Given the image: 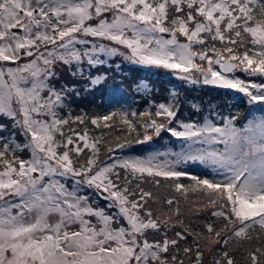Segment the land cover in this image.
I'll return each mask as SVG.
<instances>
[{
	"label": "snow or ice",
	"instance_id": "snow-or-ice-1",
	"mask_svg": "<svg viewBox=\"0 0 264 264\" xmlns=\"http://www.w3.org/2000/svg\"><path fill=\"white\" fill-rule=\"evenodd\" d=\"M165 33L171 38L164 39ZM179 36L187 42L181 43ZM82 37L123 45L131 50L126 57L130 62L171 70L192 84L242 93L248 104L261 106L254 112H264V83L234 75L264 77V0H0V61L15 65L0 66V118L10 119L27 141L21 145L0 137V264H237L235 253L242 248L244 264H264V247H248L254 233H264V115L253 116L242 127L236 124L237 115L220 117L222 126L206 120L202 125L180 123L182 130H176L167 125L177 111L161 103L154 115L165 117L167 124L150 119L143 125V139L136 142L144 144L168 131L189 142L176 161L124 159L93 173L102 138L90 141L85 130L57 140L64 136L62 126L69 124L58 115L67 106L66 89L57 90L51 81L57 62L71 67L86 58L96 66L104 63L97 53L124 54L102 44L81 51L76 45L88 44ZM209 40L223 47L208 45ZM195 45L208 46L195 50ZM25 57L32 59L21 64ZM91 82L98 84L100 78ZM114 116L91 123L99 126L102 120L105 128L111 127L108 121ZM120 122L135 131L125 115ZM5 127L0 124V131ZM22 148L30 151V159L16 155ZM84 149L92 155L76 167L70 154L79 156ZM189 161L210 169L211 178L177 170ZM117 167L125 170L127 183L138 181L139 191L116 183ZM183 176L194 183H179ZM145 177L157 187V177L175 180L174 191L186 204L189 191L201 192L204 202H193L183 214L173 198L164 201L167 208L146 207L150 200L159 201L140 187ZM86 189L106 193V207L116 214L94 207L81 194ZM209 208L216 221L193 229L192 217Z\"/></svg>",
	"mask_w": 264,
	"mask_h": 264
},
{
	"label": "trees",
	"instance_id": "trees-1",
	"mask_svg": "<svg viewBox=\"0 0 264 264\" xmlns=\"http://www.w3.org/2000/svg\"><path fill=\"white\" fill-rule=\"evenodd\" d=\"M215 43L216 47H223L219 41H208V45ZM208 45H195V50H200ZM252 47V45H248ZM239 52H243L244 48L238 47ZM211 55V53H209ZM120 58H115V63H119ZM113 65L111 69L105 65V70L108 73L106 82L96 91L88 90L83 92L78 86L74 89H66V107L58 109V115L60 117L69 119V124L63 125L64 136H57V140H64L68 136L75 133L83 134L87 130L90 141L100 137L101 142L97 145L99 153L96 157V167H101L105 164H109L110 158L115 156L134 154V155H146L147 153L156 149H180L182 144L186 146L187 142L183 140H176L169 137L165 131H162L159 136H153L152 141L144 144L137 143V140L143 139L144 127L146 122L150 119H156L157 122L160 117H156L154 114L158 111V105L162 102H170L174 109L177 111L176 119L173 122L176 124L178 120H188L194 122H200L203 120L214 118L217 123L222 121L220 117L239 116L236 124L240 123L244 118H247L255 106L247 103V98L239 93H236L229 89H221L213 87L211 85H204L202 82L198 84H192L186 80H181L177 76L161 72L159 69H147L140 66L127 65L123 66ZM214 67H218L215 65ZM56 81L59 85L58 88H62L65 82H69V88L71 86V80L74 78L72 71L68 68L57 66ZM238 73V71H237ZM239 74V73H238ZM87 76L85 77L86 81ZM260 80H263L260 78ZM76 81V79H74ZM149 83L151 89H144L143 86L138 87V83ZM264 81V80H263ZM66 84V83H65ZM67 85V84H66ZM64 88V87H63ZM86 99V100H85ZM117 105L118 111H113V107ZM145 107H149V110H145ZM256 108V107H255ZM116 113L108 123L111 127L105 128L103 121L99 126L91 123L92 119L104 117L107 111ZM150 112L153 115L151 117L143 116V113ZM135 113V115H133ZM219 113V116H217ZM123 114L132 123L135 131H129L128 126L120 122V115ZM77 117H82L84 122L79 123L76 120ZM149 134H152V130L149 129ZM76 142L83 146V142L79 141L77 137H73ZM124 144V147H118L117 144ZM71 147V146H70ZM112 148L109 152L108 149ZM62 152L64 149H58ZM24 155L23 151L16 152V154ZM74 163L81 162L84 157L86 160L92 155L90 149H84V151L77 156L74 152L70 154ZM79 164V163H78ZM77 164V165H78ZM116 172L120 173V179L116 180L117 184L122 187H128L130 190H134L137 180L132 179L131 183H127L124 179L126 173L124 169L117 167ZM190 175H193L191 173ZM153 178L145 177V181L148 184L152 183ZM160 181L162 188L160 199H162L163 207L168 206L164 203L167 198H173L179 200L180 204L184 201V197L174 191L173 185L177 182L169 179L165 180L162 177L155 178ZM190 181V182H189ZM184 185H190L194 182L188 179V176L181 177L178 181ZM146 183V184H147ZM142 185V184H141ZM140 185V186H141ZM155 187H157L155 185ZM201 192H188L189 198L202 197ZM211 208L202 210L199 216L192 217L191 226L195 230H200L203 227L202 222L216 221L215 217L210 216ZM189 222L188 218H185V222ZM254 239L251 245L248 247L262 246L264 247V233H254ZM259 235L260 239H255V236ZM245 249H241L236 252L237 264H244L243 257L245 256Z\"/></svg>",
	"mask_w": 264,
	"mask_h": 264
},
{
	"label": "rangeland",
	"instance_id": "rangeland-1",
	"mask_svg": "<svg viewBox=\"0 0 264 264\" xmlns=\"http://www.w3.org/2000/svg\"><path fill=\"white\" fill-rule=\"evenodd\" d=\"M108 19L111 20V16L110 15L108 16ZM92 23L94 25V22H92ZM128 35L131 36V33H128ZM163 37H164V39H170L171 38L170 35L167 34V33L163 34ZM82 38L86 39L88 41V44L76 45V47L79 50H81V51H84V50H89L90 51L94 45H101L102 44V45H105V46L110 47V48L111 47H115L120 52H122L124 55L107 56V55H104L102 53H97V58L103 60L104 63L100 64V65H96V66H89L87 64V62H86V58H85L84 63H82L81 65H76L74 63L71 67L63 65L62 62H57L56 67L57 66L64 67V68H68L69 67V71L71 70L72 74L74 76V78L70 82V83H73V84H71L70 88H69V82H65L67 85L65 83L63 84V87L67 88L68 90L69 89H74L75 86H78L80 88V90L83 91V92H86L88 90L96 91L97 88L101 87L107 80L108 73L105 70V65H107V67H109L108 68V72H109V69H111L113 67V65L116 66V65H119V64L122 63L121 66H123V64L124 65L127 64V65H134V66L144 67V68H147V69H150V70L151 69H153V70L154 69H159L161 72H165L167 74H170V75H173V76H177L171 70H167V69H163V68H154V67H149V66H146V65L135 64V63L130 62L128 59H126V57L131 55V50L127 49L123 45H117V44H115V42L104 40L102 38H93V37H82ZM178 38H179V41L181 43H186L187 42L186 38L183 37V36H179ZM41 50H43V49H41ZM116 57L120 58L119 63H117V64L115 63V58ZM31 59H32L31 57H25L24 59H22L20 61V63L23 64V63H25V62H27V61H29ZM197 62L206 64V62H200L198 60H197ZM0 66L15 67V65H13V64H11L9 62H2V61H0ZM238 73H235L234 75H236L238 78L245 79L247 82L264 83V81H263L264 77H247L246 74H244L242 72L238 71ZM193 75L197 79H202L200 77L199 73H194ZM229 75H231V74H229ZM86 76H87V78H86V81H85V77ZM97 77L100 78V82L98 84H92L91 81L95 80ZM260 78H262L263 80H260ZM55 79H56V77L53 78L51 83L57 90H59L60 89V88H58L59 85L57 84V81ZM74 79H76V81H74ZM138 85H139L138 87L143 86L144 89H149V90L151 89L149 83H147V82L143 83L142 81H140L138 83ZM213 87H215V86H213ZM232 91H234V90H232ZM236 93H238V92H236ZM239 94L243 95L242 93H239ZM45 95H47V94L45 93ZM162 103L166 104V105H171L170 102H162ZM255 107L256 108H260L261 106H255ZM144 109L145 110H149V107H145ZM115 110L116 111L119 110V107L117 105H115L113 107V111H115ZM111 114H112V110L111 111H107L104 116L111 115ZM260 115H264V112H261V111H255L254 112L252 110V113L247 116L246 122L238 123L237 126H241L242 127V126L246 125L248 123V120H251L253 118V116H260ZM207 120H211L217 126H222V124H223V120L219 121V123H217L218 120L215 121L214 118L207 119ZM158 121L160 123H166L167 124V120L163 116H161ZM205 121L206 120H203V121H200V122H194V121H188V120H178V122H176V124L172 121V123L168 124L167 127L175 128L176 130H182L180 128V126H179L180 123H195L197 125H202ZM0 124H4L6 126L4 131H0V137H3L5 140L8 139L9 137H12L14 139L15 143H19L21 145H23L24 143L27 142L26 138L24 137V135L20 132V130L18 128H16L13 125V123H12V121L10 119L0 118ZM165 132L168 134L169 137H172V138H174V139H176L178 141L179 140L181 141V139H178L177 137H173L170 132H168V131H165ZM188 143L189 142H187L186 146H184V144L180 142V144H182V147L180 149H173V148L156 149V150H153V151H151V152H149V153H147L146 155H143V156L134 155V154H131V153L127 154V155H120V156H115L114 155V158H110L111 164H110V162H108L109 164H105L103 166H109V165H113V164H117L118 165L124 159H136V158L146 159V158L151 157V156H156L159 162H164V161L175 162L176 159H177V154H180L181 152L185 151L186 148H187ZM193 147L194 148H199V147H208V146L207 145H203V146H201V145H193ZM213 147H223V146L222 145H214ZM19 151H23V153H24V155H19V153L16 154L20 159H25V160L30 159V151L28 149L22 148L21 150H18L17 152H19ZM86 162H87L86 157H84L81 162H76V163H74V165L76 167H80L81 165H85ZM103 166H101V167H103ZM101 167H96V169H92L93 173L96 172L97 169H99ZM177 170L184 171L188 175L193 173V175H196L197 177H200V178H211L209 176V173L211 171L210 169H206L203 165H199L198 163L194 164V163H192L190 161L187 164H179V165H177ZM113 179H115L114 176H113ZM67 183L69 184V186H71L73 181L68 180ZM116 183H117V181H116ZM146 183L147 182L143 183L140 187L143 188L146 191L152 192L153 196L156 197L157 200L159 201L158 203L154 204L150 200L148 202V204L146 205V207H152L154 209L158 208V207H163L162 199H160L162 188L161 187H155L154 183H151V184H148V183L146 184ZM134 190L139 191L138 189H134ZM81 194L82 195H87L90 198V203H93L94 207L105 209L107 212H109L112 215L116 214L117 210L115 208L106 207V206H108L110 204V202L105 200V199H103V198H101L98 195V193L95 192L94 189H86V191L82 192ZM9 199H13V198L10 197ZM193 202H197V206H198L199 203H203L204 201L201 200L200 197L189 198L187 204L185 203V201H183L182 204H180V208H181L182 214L185 213L186 209L189 206H191L193 204ZM92 219H93V223L95 224L96 223L95 218H92ZM121 223L124 224V223H126V221L122 220ZM186 223H188V222L186 221ZM73 227H75V226H73Z\"/></svg>",
	"mask_w": 264,
	"mask_h": 264
},
{
	"label": "water",
	"instance_id": "water-1",
	"mask_svg": "<svg viewBox=\"0 0 264 264\" xmlns=\"http://www.w3.org/2000/svg\"><path fill=\"white\" fill-rule=\"evenodd\" d=\"M218 68H219V66H218ZM98 195L101 197V198H103L104 199V196L105 195H107L106 193H103V194H101V193H98Z\"/></svg>",
	"mask_w": 264,
	"mask_h": 264
}]
</instances>
